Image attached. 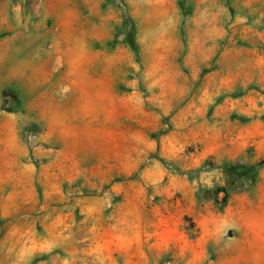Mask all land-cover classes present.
<instances>
[{
    "label": "rangeland",
    "instance_id": "1",
    "mask_svg": "<svg viewBox=\"0 0 264 264\" xmlns=\"http://www.w3.org/2000/svg\"><path fill=\"white\" fill-rule=\"evenodd\" d=\"M0 264H264V0H0Z\"/></svg>",
    "mask_w": 264,
    "mask_h": 264
}]
</instances>
